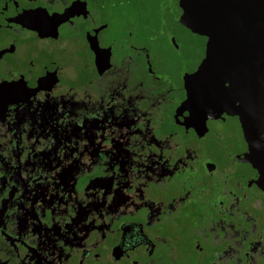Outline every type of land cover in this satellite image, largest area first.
<instances>
[{
  "label": "flooded vegetation",
  "instance_id": "1",
  "mask_svg": "<svg viewBox=\"0 0 264 264\" xmlns=\"http://www.w3.org/2000/svg\"><path fill=\"white\" fill-rule=\"evenodd\" d=\"M181 14L0 0V264H264L237 115L195 103L223 60L198 74Z\"/></svg>",
  "mask_w": 264,
  "mask_h": 264
},
{
  "label": "water",
  "instance_id": "2",
  "mask_svg": "<svg viewBox=\"0 0 264 264\" xmlns=\"http://www.w3.org/2000/svg\"><path fill=\"white\" fill-rule=\"evenodd\" d=\"M179 5L181 21L209 39L198 74L209 58L223 60L220 77L195 89V103L237 115L246 142L243 159L264 185V0H179Z\"/></svg>",
  "mask_w": 264,
  "mask_h": 264
},
{
  "label": "rangeland",
  "instance_id": "3",
  "mask_svg": "<svg viewBox=\"0 0 264 264\" xmlns=\"http://www.w3.org/2000/svg\"><path fill=\"white\" fill-rule=\"evenodd\" d=\"M167 2H171V0H166Z\"/></svg>",
  "mask_w": 264,
  "mask_h": 264
}]
</instances>
